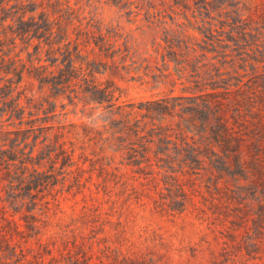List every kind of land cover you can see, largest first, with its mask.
<instances>
[{"label":"rangeland","instance_id":"374dc122","mask_svg":"<svg viewBox=\"0 0 264 264\" xmlns=\"http://www.w3.org/2000/svg\"><path fill=\"white\" fill-rule=\"evenodd\" d=\"M59 1L127 42L128 69L99 76L118 105L199 96L221 120L192 122L183 101L122 133L123 110L28 85L21 123L0 96V256L264 264V0Z\"/></svg>","mask_w":264,"mask_h":264},{"label":"trees","instance_id":"16d2710c","mask_svg":"<svg viewBox=\"0 0 264 264\" xmlns=\"http://www.w3.org/2000/svg\"><path fill=\"white\" fill-rule=\"evenodd\" d=\"M120 41L121 36L116 30L104 28L99 21L87 18L69 3L0 0V96L10 108L11 117L21 123L25 121L26 110L34 102V98L27 94V86L33 85L38 87V92L50 91L56 99L88 100L106 109L123 110L125 131L122 133L131 131L128 124L137 120L136 116L143 109L149 112L148 117L159 112L158 109L176 116L177 107L182 106L183 101L194 106L185 114L192 122L200 120L207 128L214 121L221 120V115L214 113L208 101L199 99V96H177L138 106L118 105L120 89L114 82L102 81L99 76L112 67L118 71L128 69L126 62L131 59H128L130 48L127 42ZM23 100L27 107L23 106ZM48 103L50 108L51 102ZM206 112L207 116L203 118ZM133 133L138 138L140 131L136 129ZM125 151L134 165H142L134 148L125 146ZM11 256H0V264H47L44 259L27 260L24 250L19 252L17 245L13 246ZM81 256L85 261L90 260L84 245L71 251L68 258L54 259L50 264H76Z\"/></svg>","mask_w":264,"mask_h":264}]
</instances>
